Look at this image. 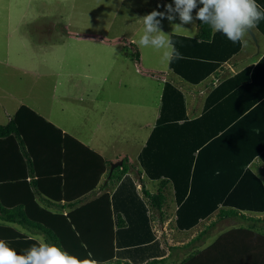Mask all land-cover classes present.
Wrapping results in <instances>:
<instances>
[{"label": "trees", "instance_id": "1", "mask_svg": "<svg viewBox=\"0 0 264 264\" xmlns=\"http://www.w3.org/2000/svg\"><path fill=\"white\" fill-rule=\"evenodd\" d=\"M257 4L264 10V0ZM197 24L196 36L170 35L180 58L169 68L184 83L210 78L214 87L202 114L190 118L181 83L165 80L159 116L138 155L158 190L138 188L128 157L111 171L102 154L22 104L0 124V167L10 168L9 175L0 172V239L20 254L37 243L16 223L96 264H211L206 249L169 262L152 210H163L173 193L179 230L193 228L216 210L222 217L264 214V180L251 168L257 157L264 162V51L225 74L226 62L241 44ZM253 29L264 37V20ZM133 57L140 60L138 49ZM97 188L104 190L79 205ZM62 201L68 213L49 207ZM252 218L263 222L264 234V216ZM205 234L204 228L188 243L172 247H189L204 241ZM240 261L264 264V251L245 252Z\"/></svg>", "mask_w": 264, "mask_h": 264}, {"label": "rangeland", "instance_id": "2", "mask_svg": "<svg viewBox=\"0 0 264 264\" xmlns=\"http://www.w3.org/2000/svg\"><path fill=\"white\" fill-rule=\"evenodd\" d=\"M169 4L175 7L174 0H0V124L26 104L97 147L109 169L125 157L137 162L155 125L163 82L175 75L162 51L138 47L141 18L166 13ZM175 15L161 20L169 38L197 35L196 10L193 23L174 31L181 24ZM246 39L240 68L260 55L250 33ZM259 44L262 53L263 36ZM137 49L140 60L133 57ZM133 174L139 179L136 169ZM148 185L158 190L157 181Z\"/></svg>", "mask_w": 264, "mask_h": 264}, {"label": "crops", "instance_id": "3", "mask_svg": "<svg viewBox=\"0 0 264 264\" xmlns=\"http://www.w3.org/2000/svg\"><path fill=\"white\" fill-rule=\"evenodd\" d=\"M197 32H198V25H197ZM183 35H186V34H183ZM186 36H190V35H186ZM242 48L237 54H235L231 59H229L226 62L225 74L227 73L231 74V72L235 73L236 71L241 69L240 66H241L242 59L246 56V55L240 56V52L242 51ZM234 68H237V70H235ZM172 78H173L172 79L173 81L181 83L182 85L181 88L187 94V108H188L189 117L196 118L200 116L206 106V97L208 96V94L211 92V90L214 87L212 85V80L210 78H207L200 84L191 85V84L182 82L176 75H173ZM164 82H163L162 90L160 93L161 95L160 104H161V98H162V93H163V88H164ZM188 95L190 96L189 101H188V98H189ZM160 104H159V110H160ZM158 116H159V111H158L157 117ZM157 117H156V120H157ZM153 128L150 129L149 133L147 134V138L144 144L141 146L137 154V162L130 161L129 159L131 164L133 162L136 163V165L132 166V168L130 169V173L135 178V175L133 174V169L137 170L138 175L140 177L139 179H136V181L138 183V188L140 190L143 185H145L146 188L151 190L150 186L148 185L150 179L146 177L143 168L140 166L138 162V155L141 152L142 148L146 145V142ZM61 129L65 131L64 128H61ZM90 147H92L93 149L98 151L100 154H102V152L99 151L97 147L95 146H90ZM102 155L105 158H107L104 154ZM122 156H124L123 153H120L119 155H117L116 159H118V157L121 158ZM6 165L7 164L2 165L0 167V172L9 175L10 168H8ZM251 168L254 170L255 173L257 174L261 173L262 174L261 176L264 179V162H262L258 157L255 158L253 162L251 163ZM139 184L141 185V187H139ZM97 189L95 192H92L87 197V199L79 203V205H81L82 203H85L87 200L97 197L104 190L100 188H97ZM64 202L65 201L57 202L58 204L57 206L53 205L52 203H49V202L48 203L50 204L49 207L51 208L52 211H62L64 213H68V211H70L69 206L68 207L60 206L61 204L63 205ZM177 208H178V204L172 193L169 195V199L167 201V204L164 205L163 210H152V213L155 216L154 221H153L154 231L157 237L162 239V245L167 248L166 256L168 257L169 262H176V263L181 262L192 251L197 250V249L199 250L206 249L209 252H211V255L213 257V262H211V264H242L240 259H241V256H243L245 252L255 255L256 253L259 254L260 251H264V234L262 230L263 222L260 220L255 221L252 218V217L259 218V217L264 216V214L243 212L244 214L247 215V217H244L243 215H237L234 217L232 216L222 217L219 213V210H216L210 215H208L206 218L202 219L193 228L189 230H179L176 227ZM0 221H2L1 218H0ZM12 225L15 226L17 229L21 230L22 232L26 233L29 237H33L35 239L37 237H41L46 241L45 236L42 233L27 230L26 228L16 223ZM169 225H170V228H169ZM241 227L246 228V230L244 231L241 230L240 229ZM204 228L206 229L204 241H198L194 245H190L189 247H179V248L172 247V246L183 245L185 243H188L189 241L192 240L193 237H195ZM200 243H204V245L203 246L198 245ZM143 264H146V262H144Z\"/></svg>", "mask_w": 264, "mask_h": 264}, {"label": "clouds", "instance_id": "4", "mask_svg": "<svg viewBox=\"0 0 264 264\" xmlns=\"http://www.w3.org/2000/svg\"><path fill=\"white\" fill-rule=\"evenodd\" d=\"M174 5H167V14L154 10L141 18L144 30L138 47L162 51V62L170 63L180 58L169 35L161 29V20L165 17L172 21L176 18L175 14H178L181 24L173 26L175 31L183 28L182 24L193 23V12L198 9L195 19L209 25L212 32H221L233 44L240 43L244 47L248 44L246 36L249 30L264 20V10L257 4V0H174ZM36 239L37 243L23 254L0 239V264H96L94 260L81 259L41 237Z\"/></svg>", "mask_w": 264, "mask_h": 264}, {"label": "water", "instance_id": "5", "mask_svg": "<svg viewBox=\"0 0 264 264\" xmlns=\"http://www.w3.org/2000/svg\"><path fill=\"white\" fill-rule=\"evenodd\" d=\"M249 33L251 34V36L253 37L254 41L256 42L257 47H258V52H259V51H260V44H259V39H258V37H257V35H256L255 30H254V29H251V30H249ZM122 163H123V160H119V161H117V162H114V163L112 164L111 171H112L116 166H120V165H122Z\"/></svg>", "mask_w": 264, "mask_h": 264}]
</instances>
